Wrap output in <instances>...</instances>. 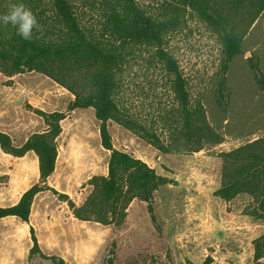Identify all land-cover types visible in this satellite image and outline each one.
Listing matches in <instances>:
<instances>
[{
	"label": "rangeland",
	"instance_id": "374dc122",
	"mask_svg": "<svg viewBox=\"0 0 264 264\" xmlns=\"http://www.w3.org/2000/svg\"><path fill=\"white\" fill-rule=\"evenodd\" d=\"M17 0H0L9 8ZM82 30L102 44L116 42L108 14L116 0H68ZM241 36L240 51L223 67L219 37L180 0H134L154 20L183 18L166 32L163 49L175 60L187 92L186 112L173 74L156 48L124 45L108 121L113 148L152 169L151 218L142 194L122 186L103 200L94 179L107 175L90 107L68 110L74 91L90 90L88 73L56 82L39 70L10 76L0 70V130L15 145L46 128L41 112L60 121L52 190L38 193L27 221L0 219V264H264V0H208ZM61 35L50 0L29 8ZM39 181L33 152L13 156L0 147V206L15 204ZM176 181V184L173 182ZM236 184L225 199L216 190ZM79 214V215H78Z\"/></svg>",
	"mask_w": 264,
	"mask_h": 264
},
{
	"label": "trees",
	"instance_id": "16d2710c",
	"mask_svg": "<svg viewBox=\"0 0 264 264\" xmlns=\"http://www.w3.org/2000/svg\"><path fill=\"white\" fill-rule=\"evenodd\" d=\"M35 0H17L27 8L33 6ZM181 3L195 11L200 20L219 37L225 58L223 67L239 53L241 36L237 35L227 19L208 0H180ZM56 15L61 35L55 34V28L42 26L33 29L31 39L21 38L11 25L0 24V70L10 76L25 70H39L56 82L67 85L64 74L75 75L88 73L90 90L74 91V98L67 109L90 107L99 122V136L102 147L110 151L107 175L96 177L94 186L103 200H112L122 186H127L129 198L142 194L148 202L151 218L154 214L151 206V189L156 184V175L144 162L127 152L113 148L108 130V121L115 118L118 111L113 97L118 86L117 74L124 57V45H146L157 50V56L173 74V89L182 109L186 112L188 98L184 79L178 70L174 58L163 49V39L167 31L176 28L183 18L176 16L164 21H157L142 12L134 0H116L117 4L108 14V23L115 34L116 42L102 44L89 37L80 27L72 6L68 0H50ZM9 8L0 4V15ZM46 128L32 133L20 145H15L11 137L0 130V147L13 156H23L33 152L37 157L39 181L23 192L19 200L11 205L0 206V219L17 217L27 221L33 198L40 192L52 190L47 179L55 168L58 153L57 138L61 132L60 121L65 113L60 111L41 112ZM236 184L221 187L216 193L227 199ZM79 215V214H78ZM32 247L28 254L30 259L34 254H40L55 264H63L54 256H44L40 253L35 236L32 234ZM206 258L202 264H209ZM106 264H113L112 257Z\"/></svg>",
	"mask_w": 264,
	"mask_h": 264
},
{
	"label": "clouds",
	"instance_id": "9594fccd",
	"mask_svg": "<svg viewBox=\"0 0 264 264\" xmlns=\"http://www.w3.org/2000/svg\"><path fill=\"white\" fill-rule=\"evenodd\" d=\"M0 24L11 25L23 39H31L33 29L38 27V21L32 11L23 2L10 5L8 11L0 15Z\"/></svg>",
	"mask_w": 264,
	"mask_h": 264
},
{
	"label": "water",
	"instance_id": "95a60500",
	"mask_svg": "<svg viewBox=\"0 0 264 264\" xmlns=\"http://www.w3.org/2000/svg\"><path fill=\"white\" fill-rule=\"evenodd\" d=\"M173 183L176 184V181H174Z\"/></svg>",
	"mask_w": 264,
	"mask_h": 264
}]
</instances>
